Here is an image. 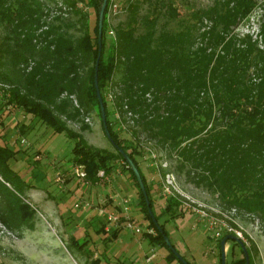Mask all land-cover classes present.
I'll use <instances>...</instances> for the list:
<instances>
[{"label":"trees","instance_id":"obj_1","mask_svg":"<svg viewBox=\"0 0 264 264\" xmlns=\"http://www.w3.org/2000/svg\"><path fill=\"white\" fill-rule=\"evenodd\" d=\"M143 1L147 7L141 14V2L128 1L127 18L115 25L114 38L107 34L108 4L104 11L97 83L113 151L88 145L65 121L81 122L86 130L81 117L96 110L100 116L94 66L102 0H63L66 9L59 7L48 21L50 13L41 0H0V82L9 86L4 93L7 104L74 139L71 162L83 165L86 181L96 183L100 170L108 175L121 161L118 166L137 189L136 205L156 231L143 235L152 244L166 246L170 264L177 256L164 241L167 233L159 218L177 216L182 204L169 196L161 212H153L151 187L138 160L144 154L142 134L168 147L175 168L188 182L216 194L224 208L256 215L264 223V46L259 43L264 42V0H214L191 10L178 30L169 27L179 16L171 0ZM85 6L93 9V22ZM256 8V30L236 32ZM115 114L132 121L129 137H121L115 128L120 126L113 122ZM118 148L138 168L148 205ZM10 153L0 146V170L13 178L6 165ZM34 214L35 209L14 193L0 197V221L7 227H31ZM104 226L98 230L108 234L104 240L115 239L120 227L107 233ZM224 236L218 239L219 263ZM71 244L81 249L85 239L71 236ZM240 250L243 256L230 264H246ZM246 250L253 264L255 244ZM89 264L108 263L96 257Z\"/></svg>","mask_w":264,"mask_h":264},{"label":"rangeland","instance_id":"obj_2","mask_svg":"<svg viewBox=\"0 0 264 264\" xmlns=\"http://www.w3.org/2000/svg\"><path fill=\"white\" fill-rule=\"evenodd\" d=\"M41 1L45 10L48 9L51 13L59 0ZM117 1L121 6L117 14L109 15L106 11L108 31L127 18L126 4L129 0ZM139 1L141 5L138 12L141 14L146 11L147 2ZM171 1L179 12V16L169 23L172 30L180 28V20L188 18L191 10L214 2ZM84 11L88 12L89 20L93 22V9L86 6ZM258 11L256 8L248 21L239 23L236 32L255 31ZM51 18L52 14L46 20ZM163 19L164 17H160V21ZM71 31L78 32L75 29ZM3 34L0 27V37ZM259 43L264 46V42ZM1 84L0 146H7L11 150L6 165L16 177L5 175L0 170V197L14 193L29 203L35 209V214L31 227L22 225L9 228L0 221V264H89L96 257L108 264H167L166 246L152 244L143 235L151 227L148 226L149 222L140 206L136 205L138 197L133 180L118 166L121 161H117L115 169L110 174L99 177L96 183L92 184L78 177L75 165L71 162L74 139L64 132H55L16 105L7 104L4 93L9 86ZM110 94L109 101L113 99L112 92ZM113 118L114 124L116 121L120 122V126L115 124V128L120 130V136L129 137L132 121L128 118L121 120L119 114H115ZM81 120L88 129L82 130L81 122L65 121L71 130L80 133L88 145L113 151L97 110L81 117ZM139 145L144 151L142 157L138 158L139 165L151 187L153 212L159 214L169 196L181 201L180 214L173 218L169 215L159 218V223L163 224L167 233L166 237L181 257L191 264H220L218 239L225 234L237 236L246 247H251L254 243L257 254L252 253L253 264H264V223L256 215L224 208L216 194L188 182L184 173H179L175 168L176 162L169 157L167 146L160 145L144 134L139 137ZM162 169H166L164 175ZM164 185H169L168 193L165 192ZM120 198L130 200V216L141 226V232L137 234L120 225H113L110 229L120 227L118 235L115 239L106 241L104 238L108 234L98 231L105 222L98 214V209H121ZM85 203L88 206H84ZM196 207L207 213V216L196 213L193 209ZM210 219L216 222V227L221 228L220 236H215L210 229ZM226 227L233 230L229 232ZM104 230L108 233L105 226ZM153 230L152 235H155L156 231ZM71 236L85 239V245L81 249L76 248L71 244ZM224 249L225 264L243 256L237 242L232 239L226 241ZM151 254L154 257L147 262L146 258ZM170 264H178V258Z\"/></svg>","mask_w":264,"mask_h":264},{"label":"built area","instance_id":"obj_3","mask_svg":"<svg viewBox=\"0 0 264 264\" xmlns=\"http://www.w3.org/2000/svg\"><path fill=\"white\" fill-rule=\"evenodd\" d=\"M63 0H59L58 3L56 4L55 9L53 10V12H51L50 14H52V16L58 12H60L58 9L60 6L61 9H66V5L63 4ZM108 4V8H107V13L110 14H117L120 11V4L117 0H108L107 1ZM78 5H82V2H78ZM86 8V6H85ZM54 13V14H53ZM50 16V15H49ZM108 34H110L111 37H115L114 34V29H110L108 31ZM1 84V83H0ZM2 85V84H1ZM75 172L77 174L78 177L80 178H84L85 179V172H84V167L81 164H75ZM105 174L102 170H100L98 172V177H103ZM106 176V175H105ZM169 185H164V189L165 192H169ZM119 205L121 206V210L120 211H116L115 209L113 210H107L104 207H99L98 209V214L104 218L105 220V229L108 231L110 230V227L113 225H120L122 227H124L125 229L133 232V233H137L139 234L141 232V226L134 222V219L130 216V200L127 198H120L119 200ZM84 206H88V203H85ZM195 210L196 213H198L200 216H207V213H205L203 210H201L199 207L193 208ZM208 223L210 224L209 227L211 230L214 231V235L215 236H220L221 235V228L220 227H216L215 224L216 222L213 220H208ZM226 230H228L229 232L232 231L233 229L231 227H226ZM147 232L153 234L154 230L153 228L148 229ZM154 257V254L149 255L146 258L147 262H150L152 260V258Z\"/></svg>","mask_w":264,"mask_h":264},{"label":"water","instance_id":"obj_4","mask_svg":"<svg viewBox=\"0 0 264 264\" xmlns=\"http://www.w3.org/2000/svg\"><path fill=\"white\" fill-rule=\"evenodd\" d=\"M107 1L108 0H102L99 11H98V33H97V41H98V51H97V56H96V60H95V66H94V86H95V91H96V96L98 98V102H99V109H100V118L101 121L103 123V129H104V133L106 135L107 138L110 139V134L109 131L107 129V124H106V116H105V108H104V104H103V100L100 94V90L98 88V83H97V70H98V64H99V60H100V56H101V36H102V24H103V18H104V11L107 5ZM118 151L121 153V155L123 156V158L125 159L128 167L131 169V171L134 173L140 189L145 197V201L148 205V198L146 195V191L144 188V184L142 182L140 173L138 171V168L135 166L134 162L132 161V159L121 149L118 148ZM150 215L151 211L149 210ZM228 239H232L236 242H238L241 245V248L243 250V253L245 255V260H246V264H249V259H248V254H247V250H246V246L245 244L235 235H225L221 241H220V264H225V243ZM164 241L166 242V245L172 249V251L176 254L178 260L182 263V264H188L187 261L182 258L176 251L175 249L172 247L171 243L169 242L168 238L166 236H164Z\"/></svg>","mask_w":264,"mask_h":264},{"label":"flooded vegetation","instance_id":"obj_5","mask_svg":"<svg viewBox=\"0 0 264 264\" xmlns=\"http://www.w3.org/2000/svg\"><path fill=\"white\" fill-rule=\"evenodd\" d=\"M240 245V244H239ZM239 247H241V245L239 246ZM242 249V248H241Z\"/></svg>","mask_w":264,"mask_h":264}]
</instances>
